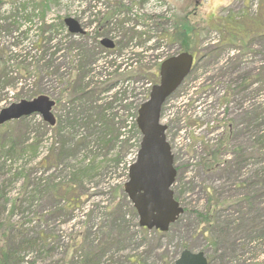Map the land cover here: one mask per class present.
Segmentation results:
<instances>
[{
  "label": "rangeland",
  "instance_id": "374dc122",
  "mask_svg": "<svg viewBox=\"0 0 264 264\" xmlns=\"http://www.w3.org/2000/svg\"><path fill=\"white\" fill-rule=\"evenodd\" d=\"M44 1L0 0V112L41 95L55 102L51 121L36 112L0 124V260L173 264L185 247L209 264H264V0ZM68 17L85 33L72 34ZM234 17L250 29L244 40L227 38ZM182 33L196 59L161 122L184 211L161 231L140 225L125 184L142 137L136 106L183 50ZM216 144L220 163L206 169Z\"/></svg>",
  "mask_w": 264,
  "mask_h": 264
},
{
  "label": "water",
  "instance_id": "95a60500",
  "mask_svg": "<svg viewBox=\"0 0 264 264\" xmlns=\"http://www.w3.org/2000/svg\"><path fill=\"white\" fill-rule=\"evenodd\" d=\"M65 23L71 33L84 32L73 17L66 18ZM101 42L108 48L114 47V42L108 37ZM193 62L194 55L188 51L165 59L160 67V82L152 87L149 98L138 109L137 126L142 140L138 159L130 167L125 191L138 213L140 225L148 229L167 231L184 211L172 189L177 169L166 136L167 126L161 123L160 116L163 102L189 74ZM54 104L46 95L21 100L1 110L0 124L34 112H41L46 120L51 121L50 109ZM173 264H209V261L203 251L194 252L186 248Z\"/></svg>",
  "mask_w": 264,
  "mask_h": 264
},
{
  "label": "trees",
  "instance_id": "16d2710c",
  "mask_svg": "<svg viewBox=\"0 0 264 264\" xmlns=\"http://www.w3.org/2000/svg\"><path fill=\"white\" fill-rule=\"evenodd\" d=\"M48 2H49V0H45L44 1L45 4H48ZM118 11L119 10H116V12L115 11L111 12V13L109 12V14L107 16H105V18H104L105 20L102 21V24H104V23L110 24L113 21V19H115V15H117ZM263 25L264 24H262V26ZM177 26H181V30H183V32L186 31L188 29V27H189V26H187L186 23L180 24L179 22H177V24L175 25V28H177ZM224 29H226V32L228 33L227 34V38L229 37L231 39V41L238 40L239 36H241V39L244 40V39H246L248 37V33L250 32V29L247 26H245V29H243L242 25L240 24V22H238L235 19V17L234 18H228V19L225 20ZM244 31L246 33H244ZM179 32L178 33H177V31L173 32V33L170 32V35H171L172 38L174 37V39H177V38H179L178 37L179 36ZM181 36H182V40H181L182 46L184 47V49H187L188 48V42L186 40H184V37H186V33L181 35ZM124 59H126L125 62L128 63V61L134 59V57L132 58L131 54L126 53ZM104 70H105V68H104ZM137 109H138V106H136V111H135L134 116L137 115ZM132 127H133V130L135 132L139 133L135 122H133V126ZM8 150H10L12 152L13 150L16 151L17 149H15L14 145H12L11 147H9ZM222 151L223 150L221 149V147H218L217 144L214 145V148L206 147V155L202 159L203 167L208 169V168H211L212 166H215V165L219 164L220 163V155L223 154ZM215 207H216L215 205H210V207L208 208V210H207V212L205 214L203 212H201V213H198V216L201 218V220L203 222H209V217L211 216V214L214 211ZM12 240H13V243H14L13 246L11 244ZM260 242H262V243L264 242V237L262 239L256 240V243H260ZM21 243H20V245H21ZM15 244H16V237L14 235L13 238L11 239V241H10V254H11V251L15 248ZM24 245L32 246L33 244L28 242V241H25ZM4 253H5V255L0 260V264H8L9 261H10L9 260V256H7L8 252H4Z\"/></svg>",
  "mask_w": 264,
  "mask_h": 264
},
{
  "label": "flooded vegetation",
  "instance_id": "af4514ba",
  "mask_svg": "<svg viewBox=\"0 0 264 264\" xmlns=\"http://www.w3.org/2000/svg\"><path fill=\"white\" fill-rule=\"evenodd\" d=\"M117 45H116V43H115V47H116Z\"/></svg>",
  "mask_w": 264,
  "mask_h": 264
}]
</instances>
